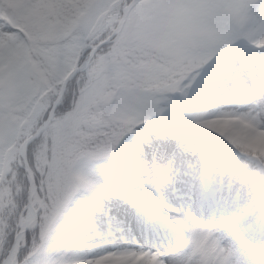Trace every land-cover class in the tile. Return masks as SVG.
I'll list each match as a JSON object with an SVG mask.
<instances>
[{
    "label": "trees",
    "instance_id": "16d2710c",
    "mask_svg": "<svg viewBox=\"0 0 264 264\" xmlns=\"http://www.w3.org/2000/svg\"><path fill=\"white\" fill-rule=\"evenodd\" d=\"M157 1L127 0L132 7L119 34L94 52L87 69L67 81L53 118L28 144L27 159L43 201L35 229L27 230L21 240L17 264L46 258L53 231L79 190L77 158L109 156L132 134L122 126L129 122L136 131H145L157 120L149 106L130 107L134 104L124 96L128 90L169 97L177 92L191 62L202 64L235 51L249 62L264 60V47L251 50L243 41L248 21L245 0ZM122 3L0 0V20L5 21L0 25V261L13 242L27 201L21 142L45 119L69 71L115 27ZM91 172L105 183L100 172L94 168Z\"/></svg>",
    "mask_w": 264,
    "mask_h": 264
},
{
    "label": "rangeland",
    "instance_id": "374dc122",
    "mask_svg": "<svg viewBox=\"0 0 264 264\" xmlns=\"http://www.w3.org/2000/svg\"><path fill=\"white\" fill-rule=\"evenodd\" d=\"M15 1L23 4L25 0ZM167 1L159 0L157 4ZM244 10L248 20L244 32L246 42L251 50L263 48L264 0H245ZM4 23L0 20V25ZM244 56L238 51L214 63L210 60L207 64H211L204 68H197L199 64L191 62L186 71L189 75L169 97L141 90L125 93L127 101L134 104L130 107L135 110L149 106L154 115L163 109L183 117L178 120L165 118L148 130L137 132L128 122L122 128L132 134L109 156L77 158L74 173L79 190L44 250L48 260L44 264H217L212 255L214 248H211L217 239L223 243L225 257L218 264L248 261L244 244L234 241V245L229 246L220 236L221 227L216 222L208 221L207 228L198 226L197 219L202 222L205 219L196 213L193 201L197 198L192 195V199L187 198L190 202L186 200L189 186L196 181L202 195L203 187L212 178L219 181L248 179L249 194L256 190L257 195H263L264 169L259 163L264 161V138L260 134L264 135V60L255 58L249 62ZM207 80L208 84L201 83ZM166 121L176 123V128H169ZM45 136L48 137L49 132ZM92 168L104 176L105 183L95 179ZM37 191L35 204L41 206L42 194L39 188ZM157 196H161L160 199ZM262 197L258 199L259 207L264 209V195ZM161 198L169 201L170 209L153 212L161 205ZM251 211L250 208L249 214L256 217ZM24 214L28 217L31 212ZM191 215H196L197 227L189 220ZM149 220L154 230H158L160 223L163 232L168 227L176 233L180 230L187 233L193 225L192 231L197 234L198 239L195 238L199 243L188 246L192 231L187 239L184 237L185 242L165 247L157 242L152 245L137 240L135 243L121 241L124 231L132 228L131 225L146 224ZM46 224L43 223L42 231L49 225ZM255 226L256 237L262 239L264 230ZM207 247L211 254L206 251Z\"/></svg>",
    "mask_w": 264,
    "mask_h": 264
},
{
    "label": "bare ground",
    "instance_id": "6f19581e",
    "mask_svg": "<svg viewBox=\"0 0 264 264\" xmlns=\"http://www.w3.org/2000/svg\"><path fill=\"white\" fill-rule=\"evenodd\" d=\"M240 116L238 115V117ZM260 134L264 138V135L262 133ZM248 184H250V181L248 179H245V180L232 179L231 181L230 180L225 181L221 179V181H219L217 179L212 178L208 180L206 185L203 187L202 189L203 191L201 195V193L198 191L197 182L195 181L193 185L187 188V191L189 192V197L186 195V200L190 202L187 198L192 199V195L194 196V198H197L195 202L193 201V203H195L193 205L196 206V209H197L196 213L200 215L198 217H200L201 219L202 218L205 219L206 223L204 222L202 227L207 228L209 225L207 222L214 221L221 227V229L219 230L221 234L220 236L225 238V242H227L229 246H233L234 245L233 243H235L234 241H241L244 244V248L248 250V253H247L248 261L245 262V264H264V237L262 239L256 237L257 236L255 232L256 230L253 229L254 228L253 226L257 225L262 229L261 231L264 230V209L262 207H259V202H260L259 200L263 198L262 196L264 195V192L262 193L263 195L261 194L257 195V192L255 190L253 193L249 194ZM175 190L176 189H174L173 191ZM37 192L38 191L36 188H33L31 190V196L34 201H35V198L37 197ZM143 199L147 201V199L145 198ZM149 200H150V197H149ZM160 202L161 204H165V205H158V208L155 207L156 210L154 209L153 212H159V211L163 212V211H167L170 209L169 201H167L166 199L163 200L161 198ZM250 208L253 209V211L251 212L254 213L256 217H252L251 216L252 214H249L250 212H248V210ZM30 209L31 208L28 205L25 208V212L29 213ZM24 215L25 214H23L20 218L19 227H24L27 224L29 216L25 217ZM194 219H196V215H194L191 218L193 224H195L196 222ZM151 225H152V220H149V223H146V224H143V222H138L135 225H131L133 230L130 227L127 230H125L123 236H121V241L135 243L137 240L144 244L149 243L152 245L156 244L157 242V243H160L162 247H165L166 245L168 246L173 243L179 245V243H183V241L185 242V240L187 239L186 236L191 233L190 231H192V229H194V226L191 225L189 226L190 227L189 232L185 233L183 231H180L179 233H176L170 230V228L165 227L167 228V230L163 232L161 228H164V227L160 223L157 224L158 230H154L153 226ZM149 229H152L153 231L151 232ZM196 235L192 231L191 238L188 241L189 247L193 246L195 242L196 244L199 243V241L196 240L197 238ZM184 237L186 238L185 240H184ZM116 240L118 241V238H116ZM212 240H213V237H212ZM17 243L18 241L15 240V242L13 243V246L11 247V250L9 251V254L2 261V264H10V259L14 257L16 253ZM185 245H187V243L186 244L184 243V246ZM208 248L210 249V247ZM208 253H210V251ZM216 262L218 264V261Z\"/></svg>",
    "mask_w": 264,
    "mask_h": 264
},
{
    "label": "water",
    "instance_id": "95a60500",
    "mask_svg": "<svg viewBox=\"0 0 264 264\" xmlns=\"http://www.w3.org/2000/svg\"><path fill=\"white\" fill-rule=\"evenodd\" d=\"M127 12H128V5L126 4V0H123V3H122V13H121V16L119 18V21H118L116 27L112 31V33L108 37H106L105 39L97 42L96 44H93L90 47V50H89V53H88V56H87L86 60L82 64H76L71 69V71L66 75V77L64 78V80H63V82H62V84H61V86L59 88V91H58V93H57L54 101L52 102V105H51V107L49 109V112H48L46 118L39 124V126L34 130L33 133L29 134L28 136H26L23 139V141H22V143L20 145V153H21V156H22L23 167H24V169H25V171L27 173V178H28V182H29L28 195H27V203H26L25 206H27V205L30 206V208L32 210V216L29 217V219L27 221V224L24 227H19L18 228V230L16 231V233L14 235V241H13V243L15 242V240L18 241V243H17V246H16V253H15L14 257H12L10 259V264H16L17 263L18 250H19V247H20L19 240L25 234L26 230L31 229V228H33L35 226V224L37 223V220H38L37 207L34 206V201H33L32 196H31V190L33 188H35L36 185H35V180H34V176H33L32 169H31V167H30V165L28 163V160H27V146H28L29 142H31L34 138H36V137H38L40 135V133L44 130V128L51 121V119H52V117H53V115L55 113L56 105H57L59 99L61 98V96H62V94H63V92L65 90L67 80L75 72L82 71V70L86 69L87 64H88L91 56L93 55V53L102 44L110 41V39H111L112 36L115 37L120 32L121 27L124 24V21L126 19ZM18 224L20 226V218H19ZM12 246H13V244H12ZM10 250H11V248L8 250L7 255L9 254V251Z\"/></svg>",
    "mask_w": 264,
    "mask_h": 264
}]
</instances>
